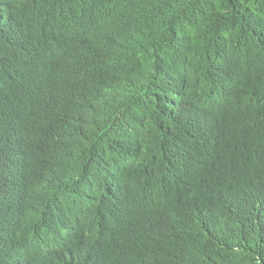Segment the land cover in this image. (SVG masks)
<instances>
[{"label":"trees","instance_id":"16d2710c","mask_svg":"<svg viewBox=\"0 0 264 264\" xmlns=\"http://www.w3.org/2000/svg\"><path fill=\"white\" fill-rule=\"evenodd\" d=\"M30 1L49 12L28 25L26 41L0 37V63L26 67L46 55L61 27L88 19L123 29L128 39L98 49L100 65L76 63L73 77L90 97L55 128L60 148L33 172L39 180L49 175L48 187L19 176L20 161L10 151L15 137L0 129V264H264V188L247 185L234 203L218 186L217 172L184 191L173 187L174 197L149 187L161 182L169 189L186 171L181 165L169 176L151 166L167 145L160 130L169 103L185 86L200 103L241 92L264 98V0H12L23 11ZM239 49L245 56L236 57ZM219 52L232 56L221 57L207 75L192 72L194 57ZM128 63L133 67L126 70ZM128 179L138 181L135 188L123 183ZM141 185L155 192L148 204L140 196L128 199ZM41 188L55 194L47 197ZM95 197L108 208L101 210ZM121 209L122 222L106 225ZM80 217L102 239L93 233L71 241L64 224ZM170 218L181 225L165 236L160 228ZM146 222L159 227L156 238ZM123 228L129 246L120 239ZM153 249L160 251L143 256Z\"/></svg>","mask_w":264,"mask_h":264},{"label":"clouds","instance_id":"9594fccd","mask_svg":"<svg viewBox=\"0 0 264 264\" xmlns=\"http://www.w3.org/2000/svg\"><path fill=\"white\" fill-rule=\"evenodd\" d=\"M48 12L46 5L30 1L28 10L23 11L17 21L0 27V37L26 41L28 25L41 22L39 19ZM75 27L98 33L93 41L97 49L117 48L119 42L128 39L125 30L113 25H98L88 19L78 26L61 27L49 42L46 55L38 61L28 60L26 67L0 63V129L15 137L10 151L20 161L21 169L17 167L19 176H30L47 187L51 177L45 175L43 180H39L33 172L40 169L45 158L60 148L55 128L64 124L72 112L85 106L84 101L90 97L87 86L76 82L73 77L76 58L74 52L67 48V43L68 33ZM116 31L121 32L120 38L109 35ZM211 106L206 121L215 132V153L229 168L247 179L258 177L264 182V98L255 92H241ZM170 125L168 112L162 121L167 139L165 148L171 155L179 157L166 159L155 155L151 166L160 169L164 165L168 173H172L184 165L186 171L179 175L185 176L187 164L192 165L196 156L193 132L187 134L185 126H182L178 132L171 133ZM197 147L200 153L204 151L201 138ZM15 171L16 168H13L12 172ZM85 172H91L90 165ZM187 183L191 185L192 180H187ZM41 189L47 197L55 194L50 188ZM79 219L89 222L84 217ZM72 229L71 241L75 237L91 235L99 228L92 224L90 228L80 225ZM146 231L149 237L156 238L159 227L154 222H146Z\"/></svg>","mask_w":264,"mask_h":264},{"label":"bare ground","instance_id":"6f19581e","mask_svg":"<svg viewBox=\"0 0 264 264\" xmlns=\"http://www.w3.org/2000/svg\"><path fill=\"white\" fill-rule=\"evenodd\" d=\"M22 14L23 10L21 9V5L14 4L12 0H0V27L14 23L22 16ZM162 24L167 23H161L157 25ZM98 35V33L82 27H75L68 33L69 41L67 43V48L69 49V51L74 52L76 63L81 67H87L91 64H101V54L93 44V41ZM109 35L120 38L121 32L116 31ZM123 47L130 51V48L127 44H123ZM225 55L232 56L228 52H219L217 55H214L213 58L212 56H205L204 58H202L200 54L192 59L190 68L193 70L192 72L194 73H201L202 75H207L213 71V68L215 67L217 61ZM237 56H245V54L242 52L241 49H239L236 53V57ZM132 65V63H128L126 65V70L131 69L133 67ZM59 86L61 87V83ZM171 89L172 85H170L169 90ZM182 92L183 96L179 100L171 101L169 103V115L171 118L170 132L176 133L181 129L182 126H185L187 134L190 131L193 132L194 142L196 145V156L194 158V163L192 165L187 164V172L184 174L185 176L179 175L177 178H175L177 180V183L175 185H172L171 188L168 189V187H164L161 182H157L155 185H149V187L156 188V192H161L170 197H174V195L170 193L173 187H178L179 189L184 191L186 187L190 186L188 185L187 180H192L191 185L199 184L203 181H209L214 172H217L218 186L221 188L222 193L227 192L230 194V200L234 203L237 201L238 196L241 193H245L247 185L250 187V184H254L260 186L261 188H264V182L261 178L254 177L252 179H247L244 175L239 174L229 168L220 159V157L215 153L213 148L215 132L212 130V128L208 125L206 121V114L212 110L211 104L209 102L200 103L195 101L192 98L191 91L186 86L183 88ZM163 98V96H160L157 98V101L160 103ZM158 129L159 126L154 127L149 131L151 133H154ZM160 131H163V128ZM200 138L203 140L204 143V151L202 153H200L197 147ZM158 154L161 158L166 159L169 157H172L173 159L179 157L176 155H171L166 148L159 149ZM179 161L180 160H178V162ZM160 169L164 173L168 174V171L164 165H162ZM144 176L146 177L147 181H149L152 175L144 171ZM123 183L131 185L135 188V185L138 183V181L128 179ZM134 188L132 190L133 192L129 194L128 199L130 196H140L144 198V200L147 201L146 204H148L149 201L152 199L151 196L155 195V192L147 191L148 185H141L139 187V191H136V189ZM250 189L252 190L251 187ZM94 199L96 202L100 203L99 208L101 210H105L108 208L107 206L102 205V200L100 198L95 197ZM80 210H83V207L75 208L76 212ZM122 210L123 209L118 211L119 216L116 220L108 221L106 225L122 222ZM152 213L155 216L161 214L158 209L152 210ZM80 225L88 228L92 227V224L85 220L76 219L74 221H71V219H67L64 224L65 230L63 231L72 232L73 229L70 228H77ZM180 225L181 224L178 222V218H170L160 228V232L166 236L167 233L176 230V228ZM123 232H127L125 228H123ZM120 236V239L124 238L127 242V246H129L127 241L129 237V231L125 235L120 234ZM95 237L97 239H102L99 230L95 231ZM52 248V246L49 247V250H52ZM56 249L60 248L56 247ZM24 250L27 251L26 248H24ZM159 251L160 250L153 249L151 252L144 253L143 256L151 257Z\"/></svg>","mask_w":264,"mask_h":264}]
</instances>
